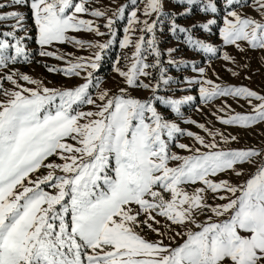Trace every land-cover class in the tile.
Segmentation results:
<instances>
[{"label":"snow or ice","instance_id":"snow-or-ice-1","mask_svg":"<svg viewBox=\"0 0 264 264\" xmlns=\"http://www.w3.org/2000/svg\"><path fill=\"white\" fill-rule=\"evenodd\" d=\"M172 3L187 6L182 11L165 10V0H145L141 20L136 0L115 9L90 6L87 0H30L40 56H56L44 46L65 41L94 52L69 59L66 67L45 65L65 76L83 72V82L76 85L49 88L15 70L0 76V81L13 86L5 88L0 83V264H264V148L221 149L217 136L221 140L236 137H225L199 123L211 137L206 140L168 119L155 103L179 118L181 106L195 99L158 94L162 87L181 81L165 74L155 38L157 25L163 30L167 22V31L182 35L186 46L215 56L219 47L198 38L193 30L212 34L222 11L219 36L224 45L240 51L264 50V0L250 4L249 0H223L222 6L219 0ZM20 4L28 5L29 0H3L0 9ZM193 6L211 18L187 27L178 23L177 18L189 16ZM245 6L253 7L258 17L237 11ZM85 13L96 19L83 18ZM125 15L128 24L119 43L121 48L134 46V51L131 57L124 56L126 69L118 66L119 55L113 63L125 86L109 95L108 89H100L99 78L94 80V71L114 42L116 20ZM150 16L155 18L149 21ZM101 18L106 33L100 31ZM0 20L14 21L0 25L11 29L0 39V68L30 61L31 50L24 43L28 38L25 15L0 11ZM133 25H141L142 34L135 41L130 38ZM69 30L94 31L109 39L81 40L69 36ZM145 31L152 34L146 41ZM221 55L235 63L228 52ZM148 56L154 58L151 63ZM168 63L176 68L193 65L199 75L185 76V87L179 90L198 84L201 103L232 97L251 105V112L217 116L223 124L248 127L264 122V95L244 85L206 79L205 68L197 67L194 60L169 57ZM149 69H158L155 83L140 79L153 76ZM20 80L37 87H25ZM129 87L148 89L149 95L133 97L127 94ZM253 98L259 103L253 104ZM224 104L230 107L226 100ZM185 133L193 144L176 139ZM173 143L187 154L172 151ZM52 156L62 162L47 159ZM243 164L253 170L245 173L238 167ZM42 168L47 171L33 179ZM225 172L233 173L236 182L211 178ZM149 231L158 238L148 239Z\"/></svg>","mask_w":264,"mask_h":264},{"label":"rangeland","instance_id":"rangeland-1","mask_svg":"<svg viewBox=\"0 0 264 264\" xmlns=\"http://www.w3.org/2000/svg\"><path fill=\"white\" fill-rule=\"evenodd\" d=\"M251 0H249L250 4ZM0 3H3V0H0ZM87 3L90 6L94 7H110L115 9L119 4L130 5L131 0H87ZM145 0H136V4L141 11L137 13L140 16L141 20H144L145 17L142 14V10L144 7ZM219 3L223 4V0H219ZM187 5H175L172 3V0H165V10H175L182 11L183 7ZM17 10L21 11L26 20L24 21L27 28V39L24 41L25 46L31 50L32 59L28 62L23 60H18L16 62H10L7 68H0V76L4 75L5 72L15 70L19 73H26L31 76L33 79L40 81L41 86H46L49 88L53 87H63L69 85H76L78 83L83 82L84 73L82 72L80 76H65L62 72H53L49 71L45 65L50 66H58V67H66L67 61L69 59L75 60L78 56L90 57L94 49L89 47H77L73 43L70 42H53L52 45L44 46L46 51L55 52L57 55L53 57L49 56H40L39 49L40 46L35 42V26L34 22L31 18L30 13V0L28 5L20 4V5H12L11 8H2L0 11H10ZM128 11L131 8L127 9ZM237 11H240L244 14H249L258 17V13L251 6H245L244 8H237ZM85 19H93L90 13L81 14ZM108 15H112L111 12ZM223 12L217 14V25L212 26V34L205 33L201 29L193 30V34L198 38L206 39L208 42L216 44L219 47V51L215 56L211 54H204L202 52L196 51L192 48H189L183 43L182 35L180 37L173 36L171 33L167 31V22H165L163 30L161 27L157 25L155 30V38L157 40V46L161 50V61L163 66L166 69V75L172 76L174 78H178L181 83L180 84H172L167 86V88L162 87L158 94L160 95H171L175 98H178L182 95H193L195 99L188 104L182 105L181 110L183 112V116L177 118L174 113L171 112L166 106L159 104V102H155L158 111L162 112L168 119L175 120L179 126L183 129H187L192 132H196L201 136H204L205 139H211L208 134L201 128L198 127L199 123L205 124L207 128L217 130L218 132L223 133L225 137L235 136L236 139H228L221 140L219 136L216 137L217 143L221 149H230V148H248V147H257L264 148V122H257L253 126H239V125H225L220 120L217 119V116H227L229 114L235 112H251V105L247 103V101L243 98L233 99L232 97H217L214 100L208 101L207 103H201L199 99V91L198 84H193L191 87L186 88L181 91L185 87V83L183 78L185 76H197L199 75L194 71V67L192 64H187L181 66L180 68H176L175 66L168 63L169 57L172 59H185L196 62L197 67L205 68V78L214 81L217 84H232V85H244L247 86L261 95H264V50L260 49H247L246 51H240L232 45H224L222 38L219 36V26L223 24ZM154 16H150L147 19L151 21L154 19ZM208 18H211V14L207 16L203 13L199 12L198 7L193 6L192 12L187 17H178L177 22L183 24L184 26H189L192 22L195 21H203ZM14 23L12 20H0V25H10ZM100 25V31L102 33H106L107 29L103 26L104 20L101 18L98 21ZM128 24L127 15L118 18L114 24V30L116 32V36L113 39V43L109 46L107 50H105L102 60L100 61V67L94 71V80L99 78V86L100 89H108L109 95L117 93L119 87H124V78L121 77L116 71L113 69V63L117 61V56H120L118 61V66L126 69L128 62L125 61L124 56L127 55L131 57L132 51H134V46H129L125 48L120 47V39L124 36V28ZM133 30L131 33V39L135 41L141 36L140 27L141 25H133ZM11 29L8 27L0 26V39L5 37L2 36V33L5 31H10ZM69 36H75L81 40H92V41H100L104 42L109 39L107 35H96L94 31L88 30H69L67 33ZM17 35L24 36V32H17ZM145 41L152 35L145 31L143 33ZM11 39V38H8ZM172 47L175 48L176 51L173 53H168L166 51L167 48ZM228 52L231 56L234 57L235 63L232 61H225L222 52ZM67 54H71L70 56ZM64 55L65 59H59L58 57ZM148 62L153 61L152 56L147 57ZM246 65V67H245ZM231 69L232 71H229ZM153 73L152 77L145 78L141 77L140 79L145 80V82L155 83V79L158 76V69L153 70L149 69ZM233 72L236 74L234 75ZM3 87L11 88L13 87L11 83L7 80L0 81ZM19 83L25 85V87H37V85L32 84L29 81L20 80ZM92 93H95L97 89L93 86L91 89ZM128 95L133 97H138L141 99L147 98L149 95L148 89L143 88H128ZM95 99V95L93 96ZM226 100L227 105L230 107H225L224 101ZM97 103H100L97 100ZM253 104L259 103V101L255 98L252 100ZM92 106L86 105L84 108H91ZM224 108V111H219V109ZM83 110V109H82ZM190 120H195L198 123L193 124ZM180 143H188L193 144L194 140L192 137L184 135H178L176 138ZM69 143H73L72 141H68ZM199 146V145H196ZM171 150L175 152H179L181 155H186L187 152L185 150L179 149L176 147L175 143L172 144ZM48 160L56 161L60 163L59 157L52 156L47 158ZM176 163V162H172ZM238 167H242L245 170V173L252 171L253 167L249 164L238 165ZM47 169H40L35 174H33L32 178L35 179L38 175H43ZM213 179H222L227 178L232 182H236V177L231 172L218 173L215 177H211ZM244 177H241L243 179ZM199 186V185H197ZM191 191V187L188 188ZM45 191H51L50 188L45 187ZM212 202V201H209ZM157 219H161L157 217ZM163 230V229H162ZM148 239H155V233L148 232ZM177 242H179V238H177ZM165 243H168L165 240Z\"/></svg>","mask_w":264,"mask_h":264}]
</instances>
